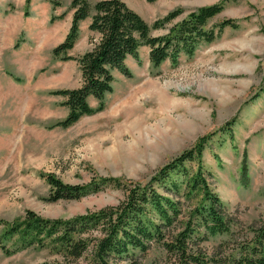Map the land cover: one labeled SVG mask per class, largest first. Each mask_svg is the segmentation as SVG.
<instances>
[{"label": "rangeland", "instance_id": "374dc122", "mask_svg": "<svg viewBox=\"0 0 264 264\" xmlns=\"http://www.w3.org/2000/svg\"><path fill=\"white\" fill-rule=\"evenodd\" d=\"M26 1L0 0V264L61 260L50 247L3 252L2 244L10 251L17 247L16 238L3 240L5 225L23 221L26 212L68 220L117 205L125 195L108 186L76 201L52 202L47 175L74 186L108 177L144 185L203 137V170L233 233L203 245L209 252L219 248L225 258L252 241L264 228V0L225 4L216 21L234 19L239 28L202 44L193 57H181L175 68L167 62L153 69L149 48H140L138 60L126 61L131 78L113 71L104 111L68 129H49L68 114L65 99L50 92L83 85L78 63L52 53L70 30L72 0ZM98 1L89 0L91 6ZM123 1L149 25L181 9L179 17L152 31L162 36L190 12L224 0ZM89 24H80L70 52L75 58L99 39ZM89 104L96 107L97 101L89 98ZM163 254L154 246L144 263Z\"/></svg>", "mask_w": 264, "mask_h": 264}, {"label": "trees", "instance_id": "16d2710c", "mask_svg": "<svg viewBox=\"0 0 264 264\" xmlns=\"http://www.w3.org/2000/svg\"><path fill=\"white\" fill-rule=\"evenodd\" d=\"M233 1L236 0L194 10L167 34L154 36L152 31L163 29L182 10L149 25L123 0H101L93 6L89 0H72L70 30L52 53L55 59L78 63L83 85L50 92L65 99L62 105L68 114L49 129H68L82 117L103 112L105 97L113 92V71L131 78L126 61L129 57L138 60L140 48H149L153 69L167 62L175 68L181 57H193L202 44L214 42L226 29H238L234 19L216 21L225 4ZM29 3L27 0L26 6ZM64 16H53L51 21ZM87 20L88 30L99 39L75 58L70 52L79 38L80 24ZM89 98L97 101L96 107L89 104ZM206 139L201 138L195 147L159 168L144 185L108 177L74 186L47 175L52 202L76 201L108 186L122 189L125 195L117 205L68 220L45 219L28 211L23 221L5 225L3 240L16 238L17 247L10 251L2 244L3 252L11 256L30 247H50L61 260L44 264H145L155 246L164 254L148 264H264V228L255 232L252 241L238 245L229 257L217 253L219 248L209 252L203 245L210 239L233 234L225 205L211 189L203 170ZM191 202L195 207L184 211Z\"/></svg>", "mask_w": 264, "mask_h": 264}, {"label": "bare ground", "instance_id": "6f19581e", "mask_svg": "<svg viewBox=\"0 0 264 264\" xmlns=\"http://www.w3.org/2000/svg\"><path fill=\"white\" fill-rule=\"evenodd\" d=\"M164 100V99H163ZM167 99H165V101H166Z\"/></svg>", "mask_w": 264, "mask_h": 264}]
</instances>
